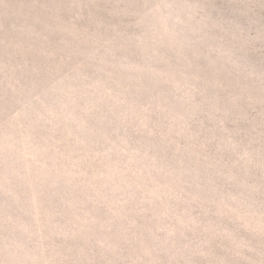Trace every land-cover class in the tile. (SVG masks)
Returning a JSON list of instances; mask_svg holds the SVG:
<instances>
[{
    "label": "rangeland",
    "instance_id": "rangeland-1",
    "mask_svg": "<svg viewBox=\"0 0 264 264\" xmlns=\"http://www.w3.org/2000/svg\"><path fill=\"white\" fill-rule=\"evenodd\" d=\"M0 264H264V0H0Z\"/></svg>",
    "mask_w": 264,
    "mask_h": 264
}]
</instances>
